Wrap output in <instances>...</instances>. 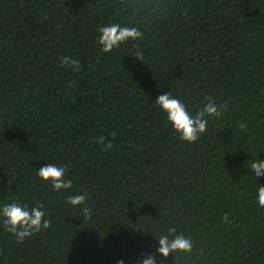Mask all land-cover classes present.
<instances>
[{"label":"trees","instance_id":"obj_1","mask_svg":"<svg viewBox=\"0 0 264 264\" xmlns=\"http://www.w3.org/2000/svg\"><path fill=\"white\" fill-rule=\"evenodd\" d=\"M113 24L142 37L103 53L97 29ZM168 92L191 115L206 97L222 114L182 141L156 105ZM253 160L264 0H0V208L42 204L52 223L18 244L0 216V264H264ZM48 164L70 190L39 178ZM81 194L90 218L67 203ZM162 235L192 248L162 257Z\"/></svg>","mask_w":264,"mask_h":264},{"label":"clouds","instance_id":"obj_2","mask_svg":"<svg viewBox=\"0 0 264 264\" xmlns=\"http://www.w3.org/2000/svg\"><path fill=\"white\" fill-rule=\"evenodd\" d=\"M97 32L99 34L98 44L102 46L101 51L103 53H110L127 40H138L142 37V33L138 29L120 27L118 24L101 26L97 29ZM60 60L61 66L69 63L80 66L79 60H70L66 56L61 57ZM205 99L208 102L195 115H191L184 103L179 98L173 97L170 92L158 96L156 105L166 113L167 121L171 124L173 130L179 134V139L187 143H194L200 138L201 134L207 131L208 120L205 117H218L223 111V106L216 105L211 97H206ZM239 127L244 129L246 125L241 123ZM97 142L104 145L105 151L113 147L111 140L105 142V137L103 136L99 137ZM250 170L257 177L264 175V160H253ZM67 171L65 167L48 164L39 168L38 176L44 181H50L54 191L61 189L70 190L72 188V180L65 178ZM86 201L87 196L84 194L67 197L68 204L81 206L83 215L90 218L92 208L87 206ZM257 203L259 207L264 208V185L258 186ZM228 215V213H225L221 217L222 222L228 221ZM0 216L4 218L5 230L15 235L18 244L22 243L25 238L52 227L51 220L45 216L42 204H38L29 210L27 205L13 201L0 208ZM169 231L173 230L170 229ZM158 245L159 255L167 257L173 251L191 250L192 241L191 237L184 235H176L171 240L168 236L162 235L158 240ZM143 264H155V261L149 256L143 260Z\"/></svg>","mask_w":264,"mask_h":264}]
</instances>
